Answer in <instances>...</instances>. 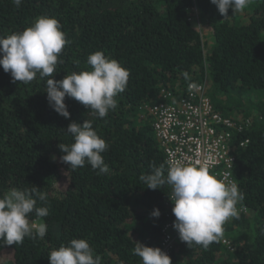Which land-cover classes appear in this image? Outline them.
<instances>
[{
	"label": "trees",
	"instance_id": "trees-1",
	"mask_svg": "<svg viewBox=\"0 0 264 264\" xmlns=\"http://www.w3.org/2000/svg\"><path fill=\"white\" fill-rule=\"evenodd\" d=\"M39 16L55 18L70 41L54 80L90 71L86 60L96 51L130 76L105 118L65 97V119L49 106L44 80L12 83L0 68V197L35 186L48 194L49 208L42 218L45 238L0 241V264H49V252L73 238L87 240L102 264H141L131 251L134 242L158 244L163 227L175 220L171 187L151 190L139 180L152 165L167 169L151 110L185 97L190 81L204 86L215 112L245 125L233 134V177L247 212L226 222L223 238L207 250L187 247L175 230L171 264H264V0H252L236 15L229 9L226 18L210 0H24L20 8L0 0V37L30 27ZM85 119L109 145L102 153L107 174L97 175L90 165L72 171L60 162L57 145L73 142L61 129ZM242 140H248L244 147ZM37 206L45 205L37 200ZM154 208L158 218L150 215Z\"/></svg>",
	"mask_w": 264,
	"mask_h": 264
},
{
	"label": "clouds",
	"instance_id": "clouds-1",
	"mask_svg": "<svg viewBox=\"0 0 264 264\" xmlns=\"http://www.w3.org/2000/svg\"><path fill=\"white\" fill-rule=\"evenodd\" d=\"M20 8L24 0H11ZM252 0H210L219 14L228 17L242 13ZM61 24L53 17L39 16L24 30L0 37V68L11 76V82L19 81L28 85L39 77L46 83V99L49 106L60 116L69 119L70 113L64 103L65 97L80 102L87 111L97 118H105L117 108V97L128 84L130 70L118 61L106 57L102 51H96L87 57L86 65L91 70L72 72L60 80H54L57 64L62 63L59 56L65 45L70 43L61 31ZM190 81L187 73H182ZM198 87L189 82L188 88ZM73 142L59 143L62 153L60 162L75 171L85 165L97 170V175L107 174L110 168L102 153L109 145L98 135L91 120L82 124L71 122L66 129ZM55 160V157H53ZM166 173V174H165ZM218 179L210 174L207 165L193 163H174L165 168L151 166L150 174H142L139 180L148 189H161L165 184L171 187L170 201L175 220L173 228L181 242L191 248L194 245L207 250L219 242L224 235V225L230 219H239L237 205L243 206L245 193L236 183ZM48 194L33 186L30 189H10L0 197V241L5 245L23 243L25 238L44 239L47 225L42 218L49 215L46 206ZM39 200L45 206H37ZM33 215L35 221L29 216ZM152 217L158 218L160 212L153 209ZM132 254L141 258V264H171V258L160 248L144 246L134 242ZM49 264H102V257L85 239H71L67 245L61 244L48 254Z\"/></svg>",
	"mask_w": 264,
	"mask_h": 264
},
{
	"label": "built area",
	"instance_id": "built-area-1",
	"mask_svg": "<svg viewBox=\"0 0 264 264\" xmlns=\"http://www.w3.org/2000/svg\"><path fill=\"white\" fill-rule=\"evenodd\" d=\"M170 97V94H165ZM153 130L163 149L167 167L174 163L207 165L210 174L218 179L236 183L233 177L235 163L233 134L241 132L244 124L237 123L214 111L204 86L194 90L188 88L187 95L175 103H160L151 110ZM248 140L238 142L244 147ZM239 213L247 209L237 206ZM173 224L162 229L160 242L151 247L160 248L170 256L176 241ZM222 244L233 251L229 240Z\"/></svg>",
	"mask_w": 264,
	"mask_h": 264
},
{
	"label": "rangeland",
	"instance_id": "rangeland-1",
	"mask_svg": "<svg viewBox=\"0 0 264 264\" xmlns=\"http://www.w3.org/2000/svg\"><path fill=\"white\" fill-rule=\"evenodd\" d=\"M237 20H238V21H241V20H244V18H242V17H241V18H237ZM197 26L199 27V30L202 31V32H205L206 29H207V28L205 27V25H203V23L200 22V21H199V25H197ZM208 92H209V96L213 94L212 84H210V85L208 86ZM2 263H4V261H3Z\"/></svg>",
	"mask_w": 264,
	"mask_h": 264
}]
</instances>
